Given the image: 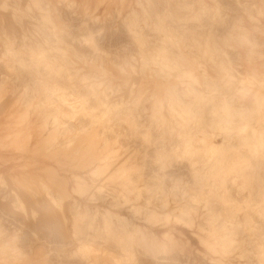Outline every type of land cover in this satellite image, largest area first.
<instances>
[{"label":"rangeland","instance_id":"1","mask_svg":"<svg viewBox=\"0 0 264 264\" xmlns=\"http://www.w3.org/2000/svg\"><path fill=\"white\" fill-rule=\"evenodd\" d=\"M0 264H264V0H0Z\"/></svg>","mask_w":264,"mask_h":264}]
</instances>
